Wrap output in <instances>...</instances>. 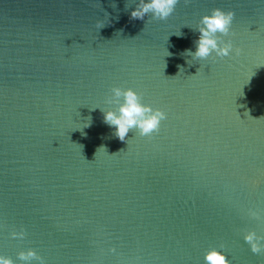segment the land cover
I'll use <instances>...</instances> for the list:
<instances>
[{
	"label": "water",
	"instance_id": "1",
	"mask_svg": "<svg viewBox=\"0 0 264 264\" xmlns=\"http://www.w3.org/2000/svg\"><path fill=\"white\" fill-rule=\"evenodd\" d=\"M138 2L0 0V255L205 264L223 244L264 264L243 238L264 236V0H179L167 20L132 19ZM216 7L241 54L192 59ZM113 86L167 113L158 133L114 135Z\"/></svg>",
	"mask_w": 264,
	"mask_h": 264
},
{
	"label": "clouds",
	"instance_id": "2",
	"mask_svg": "<svg viewBox=\"0 0 264 264\" xmlns=\"http://www.w3.org/2000/svg\"><path fill=\"white\" fill-rule=\"evenodd\" d=\"M178 2L179 0H139L135 9L131 11L130 17L143 20L146 15L150 14L153 20H167L175 11ZM234 17L235 12L233 10H224L219 7L213 8L210 13L204 14L195 28L200 33L195 41V51L189 49L186 50L185 54L196 60H207L209 57H213V53H215V57L220 58L229 56L232 51L237 56L240 55L241 48H234L231 39L227 41L223 39V37L235 34L232 32ZM97 27L99 29L104 27L103 22L98 21ZM106 103L117 106L107 110L100 109L103 113L104 122L115 129L114 135L121 141L126 139L129 131H135L141 137L151 138L159 132L162 121L167 119V113L163 109L154 108L151 104L142 102L141 94L131 87L113 86L111 96L107 97ZM248 216L257 220L264 219L261 211L254 209L248 210ZM10 236L13 239L23 240L26 232L21 228L20 231L13 230ZM243 238L250 245V249L254 254L264 253V243H262L264 236L257 235L255 230H248ZM223 247L224 245L221 244L220 248ZM220 248L210 247L205 252V264H231ZM110 251L114 252L115 249H110ZM17 255L20 264H31L34 260L38 261L39 264H45L44 258L33 248L21 250ZM0 264H14V261L10 257L0 255ZM129 264H135V262L130 261Z\"/></svg>",
	"mask_w": 264,
	"mask_h": 264
}]
</instances>
